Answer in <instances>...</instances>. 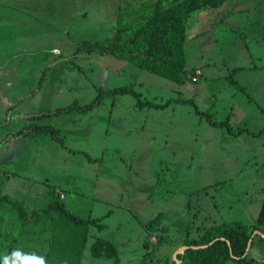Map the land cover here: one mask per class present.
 Returning a JSON list of instances; mask_svg holds the SVG:
<instances>
[{"label":"rangeland","instance_id":"374dc122","mask_svg":"<svg viewBox=\"0 0 264 264\" xmlns=\"http://www.w3.org/2000/svg\"><path fill=\"white\" fill-rule=\"evenodd\" d=\"M152 1L143 0L142 10ZM231 5L241 11L223 21L217 13L229 12L226 6L211 8L207 16L191 14L188 73L179 84L102 49L134 21L127 13L134 11L131 5L53 1L44 19L49 39L33 58H23L19 50L16 78L0 85V154L15 156L0 158V195L10 189L12 199L36 209L53 200L57 187L72 211L100 218L103 227L91 226L82 264H177L178 249L209 228L235 222L252 227L264 199V134L238 131L264 130V0ZM120 86H133L144 101L194 99L226 125L210 124L190 103L141 108L133 95L109 92ZM103 90L99 105L75 107ZM69 106L27 123L18 120L21 109L54 112ZM31 123L58 129L62 140L45 132L14 142L17 131ZM30 179L41 194L26 195L24 183ZM98 237L111 240L117 255L94 256L91 246ZM259 244L248 247L247 260L226 264H264V243ZM11 259L45 261L37 251L24 249Z\"/></svg>","mask_w":264,"mask_h":264},{"label":"trees","instance_id":"16d2710c","mask_svg":"<svg viewBox=\"0 0 264 264\" xmlns=\"http://www.w3.org/2000/svg\"><path fill=\"white\" fill-rule=\"evenodd\" d=\"M226 0H181L170 6L164 0H153L146 9L135 14L134 21L117 32L114 38L103 45L102 49L112 52L134 63L142 69L149 70L176 83H183L188 73L185 45L188 39L187 20L189 14L199 8H216ZM120 23V22H119ZM118 23V25H119ZM109 92L131 94L141 108L145 106L162 108L172 102L192 104L196 111L207 117L210 124L223 127L225 121H215L212 114L201 110L194 99L179 97L165 103L143 100L140 92L133 86L116 87ZM106 94L103 90L90 103L78 105L81 110H88L101 103ZM71 107L54 112L43 111L33 118H41L47 114L69 111ZM228 128V127H227ZM233 131L232 127L228 128ZM50 133L61 141L60 131L50 125L31 123L18 135L30 133ZM247 132L253 136L264 134V130L253 132L241 129L239 134ZM90 158V157H89ZM53 200L43 208L30 209L24 202H19L8 194L0 195V264H34L11 261L13 254L19 250H34L45 257L44 264H82L84 251L90 235L91 226L103 227L100 218L83 217L68 208L61 200L56 188L52 189ZM256 237L260 240H257ZM257 241L264 243V199L257 221L251 226L243 222H235L213 229L209 228L201 238L186 240L188 247L184 253L178 254L183 261L191 264H226L229 260H247L250 248ZM259 241V242H258ZM6 242V243H5ZM260 245V244H259ZM199 246V247H196ZM96 257H113L117 249L111 240L98 237L91 246Z\"/></svg>","mask_w":264,"mask_h":264},{"label":"crops","instance_id":"0c3cea01","mask_svg":"<svg viewBox=\"0 0 264 264\" xmlns=\"http://www.w3.org/2000/svg\"><path fill=\"white\" fill-rule=\"evenodd\" d=\"M53 1L55 0H0V85L4 84V82L6 81H11L16 78V73L18 71L17 59L19 58L18 57L19 50H21V53L24 55L23 58H28L29 56L33 58L34 54L41 51L42 46H43L41 45V42L42 41L47 42V40L49 39L48 28L50 24H49V20H44V19L49 15V9H50V6H53ZM165 1L166 0H164V4H165ZM232 1L234 0H226L221 5V6H226L225 7L226 9L230 8V10L229 12L224 10L223 13L221 12L217 13V19L221 17L223 21L227 16H230L231 13H235L236 11L240 10V9L234 10L235 8H233V6L231 5ZM123 2L125 4V7H126V4H129L131 5L130 9L131 10L134 9V11L138 10L137 11L138 13L142 11L143 7H145L144 3H142L143 0H130V1L123 0ZM172 4H169V5L165 4V5L170 6ZM212 9L205 8V7L196 9L189 14L188 20L191 18V14L195 11H201L202 16L204 15L207 16L208 13L206 12H211ZM244 9H249V7L246 6ZM202 10H206V11L204 12ZM134 11L129 10L127 13L131 14L130 16H133V18H135L136 16L135 14L137 13L133 14L132 12ZM207 19L209 21V18ZM188 20H187V32H188V27H189ZM198 36L199 34H195L194 38H197ZM18 43H21V48L18 47ZM48 49H47V52H48ZM10 111H11V108H9L8 110L9 114L7 115V120L5 121L6 123H8V118L10 117V113H11ZM21 111L22 112L19 113L18 115L19 116L18 120L21 123L23 122L27 123L31 118H33L34 115L40 114L43 112V111L38 112V110L29 111L26 109H21ZM25 127H27V124L26 126H24V128ZM24 128L18 130L17 132L20 133ZM30 135L31 133L25 136L17 134L16 137L17 136L18 137L15 138L14 142L18 143V139L19 140L26 139L30 137ZM7 140L8 142L12 140L11 134L8 136ZM0 143H1V139H0ZM243 144H246V143H243ZM244 147H248V145ZM8 152L4 151L3 153H1L0 158L4 159L5 157H8V159H10L9 158L10 156L11 158L14 159L15 156L6 155L8 154ZM3 163H4V160H3ZM35 183L36 181L32 179H30L28 183H24V189L26 191V195H30L31 193L41 194L42 188H36L34 190ZM56 190L57 192L62 191V193L64 194L63 190H59V189H56ZM6 194L12 196L13 193L10 191V189H7ZM65 197H66L65 194H64V197L61 196V198H65ZM11 261L16 262L17 260L16 261L11 260ZM30 263L41 264V263H35V262H30Z\"/></svg>","mask_w":264,"mask_h":264},{"label":"built area","instance_id":"2783aa9c","mask_svg":"<svg viewBox=\"0 0 264 264\" xmlns=\"http://www.w3.org/2000/svg\"><path fill=\"white\" fill-rule=\"evenodd\" d=\"M53 53L60 54V50L58 48H55V49H53ZM199 74H201V71L198 69L196 71L195 75L193 76V80L194 81H197L199 79ZM58 193L60 194V196L64 197V194L62 193V191H60ZM178 250H179V253L178 254H181L182 255L184 253V250L185 249H178ZM178 254H177V257L175 258L176 259V263L177 264H183L184 261H183V259L178 258Z\"/></svg>","mask_w":264,"mask_h":264},{"label":"water","instance_id":"95a60500","mask_svg":"<svg viewBox=\"0 0 264 264\" xmlns=\"http://www.w3.org/2000/svg\"><path fill=\"white\" fill-rule=\"evenodd\" d=\"M188 246L187 245H185V246H182V247H180V249H186ZM196 247H199V246H196ZM179 253V250L177 251V253H176V255H175V258L177 257V254Z\"/></svg>","mask_w":264,"mask_h":264},{"label":"clouds","instance_id":"9594fccd","mask_svg":"<svg viewBox=\"0 0 264 264\" xmlns=\"http://www.w3.org/2000/svg\"><path fill=\"white\" fill-rule=\"evenodd\" d=\"M41 264H44L43 260H41Z\"/></svg>","mask_w":264,"mask_h":264}]
</instances>
